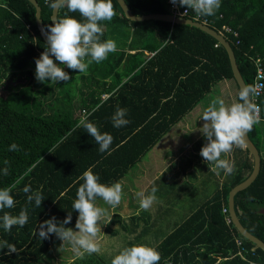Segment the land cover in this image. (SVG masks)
I'll return each mask as SVG.
<instances>
[{
  "label": "trees",
  "instance_id": "trees-1",
  "mask_svg": "<svg viewBox=\"0 0 264 264\" xmlns=\"http://www.w3.org/2000/svg\"><path fill=\"white\" fill-rule=\"evenodd\" d=\"M36 1L47 31L48 25L52 24L50 5L53 0L47 4L44 0ZM124 1L135 16L169 14L167 0ZM112 4L115 16L100 24L105 28L122 24L133 40L129 48L136 52L109 53L106 60L90 65L87 74L54 60L68 72L70 79L75 75L78 77L79 96H76L72 94V81L52 85L36 80V52L47 46L36 26L35 8L27 0H0V86L4 90L3 82L9 77L26 81L24 85L4 90L8 96L0 97V188H10L16 201L13 209L0 211V217L4 212L17 215L25 206L29 215L23 228L13 226L10 232L3 229L0 220V241L6 240L17 249L11 254H6L7 248L0 249V264H38L51 246L59 243L55 234L42 241L33 232L40 223L53 216L57 221H63L71 214V223L65 226L71 228L76 223L79 213L72 204L83 183L79 177L88 168H92L102 184L121 183L129 170L172 126L194 109L215 84L232 82L238 102L239 89L228 56L220 44L215 47L217 41L211 36L183 24L130 21L115 0ZM65 13L67 9L59 7L57 19L63 18ZM67 14L82 20L78 12ZM186 18L192 20L193 16ZM201 18L216 31L225 25L238 33V46L234 44L235 38L225 35L226 40L231 44L245 85H252L255 69L247 56L259 55L264 64V0H221L215 15H201ZM103 33L101 41L108 39L107 31L103 30ZM144 51L152 56L141 58ZM112 75L113 80L105 82ZM123 77L128 80L120 85ZM113 91L106 100H101L102 93ZM258 104L260 118L264 120V90ZM118 107L127 110L125 118L130 123L115 128L112 117ZM82 112L101 133L112 135L108 152L101 153L94 138L83 127H77ZM258 135L256 124L248 132L256 148ZM13 143L19 146V151H9ZM5 168L7 175L3 174ZM252 168L251 160L244 171L250 174ZM249 174L244 176L238 170L228 174L232 177L229 183H223L221 189L165 235L154 247L161 254L159 264H264V252L244 239L232 222H225L229 215L228 193ZM25 185H30L33 191H42L41 207H35L34 202L27 204V194L23 192ZM234 207L241 225L264 242V215L258 212L259 208H264V159L261 158L260 171L254 182L235 195ZM223 209H227L226 214ZM143 214V210L133 214L129 225L122 223V217L117 214L111 222L119 223L125 232L134 233L141 224H147ZM142 229L146 233V229ZM111 233L114 235L117 231ZM139 238H136L137 243ZM235 238L243 241L245 260L237 255ZM133 244L129 242L127 246ZM218 258L221 259L219 263ZM64 264L111 263L93 253L83 257L76 255Z\"/></svg>",
  "mask_w": 264,
  "mask_h": 264
},
{
  "label": "clouds",
  "instance_id": "clouds-1",
  "mask_svg": "<svg viewBox=\"0 0 264 264\" xmlns=\"http://www.w3.org/2000/svg\"><path fill=\"white\" fill-rule=\"evenodd\" d=\"M173 4L179 3L181 7L192 8L198 15L212 16L219 10L221 0H171ZM51 7L66 8L67 13L78 12L82 20L65 13L60 18L48 25L47 47L41 56L35 60L36 80L40 83L50 82L55 85L60 81H69L68 72L60 65L78 70L79 73L87 74L89 66L93 63H101L108 58L109 53L117 51L116 42L112 39L101 41L103 28L101 21H111L115 16L112 0H53ZM256 94V88L252 85H244L238 94V102L227 105L225 100L217 97L204 110L201 118L205 121L202 127L207 143L201 148L200 155L208 164H213L211 171L220 174L223 170L225 174H232L235 165L228 159H221L222 154H230L233 147H243L245 136L252 131L253 126L261 122L260 108L252 100ZM127 110L117 108L112 117L113 127L120 128L126 126L130 121L126 119ZM77 127H83L85 131L94 138L99 145L101 153L108 152L113 141L111 134L101 133L98 127L83 118ZM9 151H19V146L15 143L9 146ZM110 154V153H109ZM7 164V161L4 162ZM3 174H8V169H3ZM99 176L92 168H88L79 177L82 180L76 192V199L72 207L79 213L75 223L74 231L66 227L71 223L72 215L68 214L63 221H57L53 216L38 225L33 232L42 241L50 238V234H55L57 238L69 243L76 255L83 257L85 254L100 252V244L97 242L98 233L101 232L100 222L108 215L107 210L95 205L99 197L108 205L115 208L121 203L122 185L115 182L105 185L99 182ZM158 188L153 186L149 194L139 192L140 209L147 211L154 202L157 201L156 193ZM23 192L27 194V204L34 202L35 207H41L44 196L42 191H33L30 185H25ZM16 201L11 195L10 188H0V211L13 209ZM2 227L10 232L13 226L23 228L29 220L28 208L23 207L17 215L4 212L0 217ZM111 218H109V222ZM8 249L6 254L17 252L14 244L8 241H0V249ZM161 254L153 247L139 244L126 247L111 260V264H159Z\"/></svg>",
  "mask_w": 264,
  "mask_h": 264
},
{
  "label": "crops",
  "instance_id": "crops-1",
  "mask_svg": "<svg viewBox=\"0 0 264 264\" xmlns=\"http://www.w3.org/2000/svg\"><path fill=\"white\" fill-rule=\"evenodd\" d=\"M102 28L104 31L105 30L107 31L108 39H112L116 42L117 45L116 52L124 51L127 54H134L136 52V50H130L129 45L133 40L127 28L125 29V27H123L122 24L110 28L108 27L107 28L102 27ZM150 56H152L151 53L144 51L143 56H141V58L147 59ZM111 80H113V75L108 79H106L105 82L110 83ZM127 80L128 77L121 78L120 85L125 83ZM114 91L111 93H102L101 100L102 101L106 100L109 96H111L112 93H114ZM235 102H236V96H235ZM186 117H188V119H186ZM196 117L197 115L194 114V109H192L189 113H187L184 117H182V119L177 124L174 125L175 127H177V129H180L181 137H183L184 139L187 137L186 141L182 140V142L178 141L176 143L175 142L176 139H174L173 136L171 138L169 136L166 137V134L171 133V129L161 137V139L144 156L145 158L144 159L142 158L143 160L141 159L142 161L140 162L144 165V169L142 170L141 174L139 172L136 173L134 176H132L133 182L126 190L128 191L129 194L136 193L137 195L138 191L144 192L145 194H149L153 186H156L158 188V191L156 193L157 201L154 202L151 208L146 212V213L151 212L152 215L145 218L146 220L145 222L147 224L141 225V228H145L146 230L147 229L165 230L164 235L158 238L154 237L153 243L148 245L153 248L161 242L162 238L165 235L169 234L172 230L178 227L194 211H196V209L199 208L201 204H203L206 200L212 197L219 189H221L223 183L225 182L229 183L232 178L231 176H228V174H225L223 170H220L219 175L211 171V168L214 165L205 162L204 158L201 161L200 160L198 161L197 157L202 148L200 147V143L204 138V134H202V129L199 128L203 124V121H201L202 120L201 116L200 117L198 116L197 118ZM195 118L196 121L194 120ZM198 118L200 120L199 125H197L196 123ZM174 126H172L171 128H173ZM257 126L259 129V135H258L259 140L257 142L258 143L257 148L260 157L264 159V120L261 119V122L257 124ZM187 139L189 140L187 141ZM221 159H228L230 162H233L235 165V171L238 170L243 172L244 176H247L249 174L247 171L244 170L247 163L250 162L252 159L250 160V156L246 152L244 146L243 147L234 146L233 151L230 154H222ZM204 164H208L210 166V168L206 171L202 167ZM196 165L198 167H201L198 169V171L201 170L202 172L203 171L205 172L200 174L197 173L193 174ZM153 167L155 168L153 169V171H151ZM208 171L212 175V180L214 181L211 182V188L209 183L207 182L208 180L206 173ZM188 177L194 179L195 181L200 180L201 191L199 195L197 194L198 191L196 187L192 188V181L190 180L191 183L188 182L187 180ZM134 182H136L135 185ZM138 184L142 186H140L139 188ZM121 185L123 191V189H125L126 186L125 179L121 181ZM165 186H168L169 188L164 189ZM208 190H211L209 192L210 194L203 195L204 193H207ZM200 196H204L203 197L204 199H202L204 201L201 200L200 202H198L197 205L193 204L191 208L186 209L185 207H181L177 205L178 201H180L182 204L188 201L191 206V203L193 202L192 198H200ZM161 206H164V208H162ZM111 210H115V208L111 206ZM177 210L180 211L183 210L181 213H184L183 219L179 221L178 219H176ZM258 212L264 215V208H259ZM135 213L137 214V212L133 209L132 214L135 215ZM115 214H116L115 212H111L110 218L111 219L114 218ZM172 214L174 215V217ZM160 216H162V219L158 220ZM101 221L105 222L106 220L102 219ZM107 221L109 220L107 219ZM220 261L221 259L218 258L217 263H219Z\"/></svg>",
  "mask_w": 264,
  "mask_h": 264
},
{
  "label": "rangeland",
  "instance_id": "rangeland-1",
  "mask_svg": "<svg viewBox=\"0 0 264 264\" xmlns=\"http://www.w3.org/2000/svg\"><path fill=\"white\" fill-rule=\"evenodd\" d=\"M77 78H78L77 76H74L73 79L69 80V82L72 81V87H73L72 94H74L76 96L78 95V93L75 92L77 90V88H76ZM8 94L9 93L7 91L2 90V88L0 86V97L5 98L6 96H8ZM235 96H236V87L234 86V84L232 82H230V81L219 82V83L215 84L213 86L211 92L209 94H206L205 98L195 106L194 114L197 115V117L202 116L204 110L217 97L224 99L225 103L227 105H230L231 103L235 102ZM75 113L79 114L78 111H75ZM196 118L194 119L195 121H196ZM186 119H188V117H186ZM201 121H203V124L205 123V121L203 119ZM196 123H197V125H199V123H200L199 118L197 119ZM203 124L199 128L202 129ZM167 136H169L170 138L173 136L174 139H176L175 140L176 143L178 141L182 142V140L186 141V138H187L186 137L184 139L183 137H181L180 129H177V127H175V126L173 128H171V133L166 134V137ZM188 140L189 139H187V141ZM205 142L207 143V140L204 136L203 140L200 143V147H203ZM144 158L145 157H143V159ZM197 159H198V161L199 160L201 161L203 159V157L200 155V152H199ZM202 167L204 168L205 171L210 168V166L208 164H204ZM154 168L155 167H153L151 169V171H153ZM199 168H201V167H198L196 165L195 171L193 172V174H196V173L200 174V173L205 172V171L202 172L201 170L198 171ZM143 169H144V165L141 162H139L136 166H134L132 169L129 170L127 175H125V177H124V179L126 180L125 191L133 182L132 176H134L136 173H139V172L141 174ZM146 174H148V173H146ZM206 175H207V180H208L207 182L209 183L210 188H211V182H214L212 180V175L210 174L209 171L206 173ZM187 180L189 183H191L190 180L192 181V188L196 187V189L198 191L197 194L199 195L200 191H201L200 190V187H201L200 180L195 181L194 179L189 178V177L187 178ZM135 184H136V182H134V185ZM140 186H142V185L138 184L139 188H140ZM125 191H122L121 203L115 207V210H111V206L108 205L101 198L97 202H95V205L97 207H101V208L106 209L107 213H108L107 216L102 218V219L106 220L105 222H102V221L99 222L98 221V224H100V227H101V232L98 233L97 242L100 244L101 250L99 253H95V254L100 256L103 260L107 261L108 263L109 262L111 263V260L114 258V256L119 254L120 251H122L124 248L128 247L127 245L129 242L134 243L133 245H139V244L150 245L151 243H153L154 237L158 238V237L164 235V233H165L164 229H155V230L154 229H147L145 231L146 233H143V229L141 228V226L139 228H136L134 233H128L127 231L125 232V231L121 230V228H120L121 225L119 223L107 221V219L109 220V218L111 217V212H115L117 215L122 217L121 218L122 223L129 225V218H131L133 215L132 214L133 209L137 212V214H140V211L142 209H140L139 201L141 198L139 196H137L136 193L129 194L128 191H126V192ZM210 191L211 190H208L207 193H204L203 195H209ZM137 193H139V191ZM203 197L204 196H200V198H192L193 202L191 203V206H190L188 201L184 202V204H182L180 201H178L177 205L181 206V207H185L186 209H188V208H191L193 206V204L197 205L198 202H200L202 199H204ZM188 199H190V198H188ZM202 201H204V200H202ZM161 207L164 208V206H161ZM182 211L177 210V212H176L177 213L176 219H178V221L183 219V217H184V213H181ZM146 212L147 211H145V214H143L142 217H149L150 215H152L151 212H149V213H146ZM173 217H174V215H173ZM161 219H162V216H160L158 220H161ZM176 219H173V220H176ZM157 227H159V226H157ZM71 228L74 231H78V229L75 228V224ZM114 230H116L117 233L113 235L111 232ZM138 237H141V238H139L140 240L137 243L136 238H138ZM75 256H76V252L73 250L72 246L67 242L63 243V241L60 240L59 243H56L55 245L51 246L49 252L40 260V262L38 264H64V263L68 262L69 260L74 259Z\"/></svg>",
  "mask_w": 264,
  "mask_h": 264
},
{
  "label": "water",
  "instance_id": "water-1",
  "mask_svg": "<svg viewBox=\"0 0 264 264\" xmlns=\"http://www.w3.org/2000/svg\"><path fill=\"white\" fill-rule=\"evenodd\" d=\"M34 8H35V21H36V26L39 31L40 37L43 39L47 46V36H46V31L43 27L42 20H41V7L37 3L36 0H27ZM119 7L121 8L124 16L130 20V21H144V20H157V21H164L168 22L171 24H183V25H188L190 27L197 28L201 30L202 32L208 34L211 36L214 40H216L225 50L231 72L233 75V78L237 84V87L240 91L241 87L245 85V82L243 78L240 75V72L238 70V66L236 63L235 55L233 52V49L230 45V43L221 35L219 34L216 30L205 26L201 24L200 22L193 21L191 19L187 18H182V17H175L171 14H147V15H142V16H135L133 13L130 11L129 7L127 6L126 2L124 0H115ZM58 9L59 7H52V13H51V23L55 22L57 19V14H58ZM25 80L21 79H16L13 80L12 77H9L7 80L3 82L4 90H7L9 87L15 88L18 85H24ZM244 148L248 151V153L251 155L252 160H253V168L250 173V175L241 183L237 184L234 186L228 193V203H227V208H228V214L231 219V222L234 226V228L237 230V232L247 241L251 242L255 248H259L264 252V242L261 241L260 239L256 238L252 234H250L240 223L237 214L235 212V207H234V197L235 195L247 188L251 183L254 182L256 177L259 174L260 171V166H261V157L259 154L258 149L255 147V145L252 143L250 140L248 133L245 136V144Z\"/></svg>",
  "mask_w": 264,
  "mask_h": 264
},
{
  "label": "built area",
  "instance_id": "built-area-1",
  "mask_svg": "<svg viewBox=\"0 0 264 264\" xmlns=\"http://www.w3.org/2000/svg\"><path fill=\"white\" fill-rule=\"evenodd\" d=\"M49 1L50 0H44V3L47 4V3H49ZM167 5H168V9H169V14H171L175 17H182V18H186L187 16L192 14V16H193L192 20L193 21L200 22L201 24L210 27L208 22L206 20H202L201 15H198L192 8H187V7L181 8L179 3L173 4L171 2V0H167ZM212 29H214V28H212ZM217 32L219 34H221L225 39H226L225 35L231 36L232 38H235L236 41L234 44L236 46L239 45L240 42L238 40V33L236 31L232 30L231 28H229L228 26L223 25L221 27L220 31H217ZM218 45H219V43L217 42L215 47H217ZM45 50H46V48H43L41 50H37L36 58L38 59ZM247 57L255 69L252 86H254L256 88V94L252 97V100L255 104H257L259 106V104H258L259 98L262 96L263 90H264V64H263L262 58L259 55L247 56ZM52 58L55 59V57H52ZM58 63H60V62L58 61ZM85 116H86L85 112H82V114H81L82 119ZM222 212L224 214H226L227 209H223ZM225 222L227 224L231 223V219H230L229 215L227 217H225ZM235 244L238 247L237 255L241 259H245L244 255H243L244 251H245L244 247H243V241L239 238H235Z\"/></svg>",
  "mask_w": 264,
  "mask_h": 264
}]
</instances>
